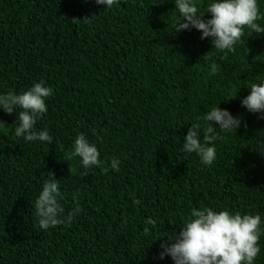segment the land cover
<instances>
[{
	"label": "trees",
	"instance_id": "1",
	"mask_svg": "<svg viewBox=\"0 0 264 264\" xmlns=\"http://www.w3.org/2000/svg\"><path fill=\"white\" fill-rule=\"evenodd\" d=\"M176 15L172 0H118L110 10L94 0H0V92L39 80L53 90L35 124L51 143L0 131V264H172L155 258L160 239L151 240L178 232L192 208L264 217V137L256 136L264 119L239 102L264 77V35L245 29L234 51L205 61L211 38L174 33ZM217 103L242 124L205 166L179 146ZM0 122L13 125L15 113L0 111ZM79 133L105 166L119 159L118 170L82 175L67 159ZM49 177L60 180L65 213L80 211L67 226L41 230L34 200ZM146 217L156 222L149 235ZM258 243L254 264H264V235Z\"/></svg>",
	"mask_w": 264,
	"mask_h": 264
},
{
	"label": "clouds",
	"instance_id": "2",
	"mask_svg": "<svg viewBox=\"0 0 264 264\" xmlns=\"http://www.w3.org/2000/svg\"><path fill=\"white\" fill-rule=\"evenodd\" d=\"M102 8L112 9L118 0H94ZM177 15L171 25L174 33L196 29L200 39L210 37L211 49L201 59L210 61L213 52L227 54L235 50L241 38L248 34L264 35V18L260 10V0H172ZM206 14H208L206 16ZM223 58V57H221ZM219 65L210 63V74L215 75ZM248 92L240 98V105L258 119H264V77L246 86ZM229 93L235 97L237 90ZM52 88L43 80L20 92H0V111L15 113V123L6 127L0 122V131L11 128L14 135L25 142L40 141L51 143L52 136L47 128L35 130L37 119L47 111L45 101L52 95ZM242 119L233 115L218 103L190 123L182 136L179 149L182 153H195L205 166H210L217 158L216 142L223 134L235 135L241 127ZM215 125V126H214ZM246 127V125H245ZM256 136L264 137V130ZM264 153V146L260 147ZM76 159L86 175L92 167H99L107 173L109 168L118 170L120 161L113 157L107 165L100 158L96 145L83 133L75 136L67 159ZM60 180L49 177L41 186L35 200L34 212L39 229L48 230L57 225L67 226L80 208L74 205L65 213L61 200ZM152 217L143 221L144 233L149 235L155 225ZM264 235V217L259 213H241L228 209L210 207L192 208L178 232H166L151 242L160 239L155 258L163 260L166 256L172 264H254L261 252L259 240ZM150 242V243H151Z\"/></svg>",
	"mask_w": 264,
	"mask_h": 264
}]
</instances>
